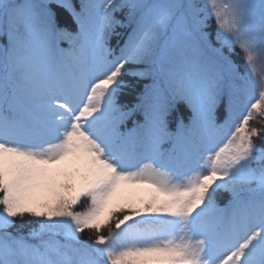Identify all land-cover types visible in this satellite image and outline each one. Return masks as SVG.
Wrapping results in <instances>:
<instances>
[{
  "label": "snow or ice",
  "instance_id": "1",
  "mask_svg": "<svg viewBox=\"0 0 264 264\" xmlns=\"http://www.w3.org/2000/svg\"><path fill=\"white\" fill-rule=\"evenodd\" d=\"M0 264H264V0H0Z\"/></svg>",
  "mask_w": 264,
  "mask_h": 264
},
{
  "label": "trees",
  "instance_id": "2",
  "mask_svg": "<svg viewBox=\"0 0 264 264\" xmlns=\"http://www.w3.org/2000/svg\"><path fill=\"white\" fill-rule=\"evenodd\" d=\"M71 26V25H70Z\"/></svg>",
  "mask_w": 264,
  "mask_h": 264
}]
</instances>
